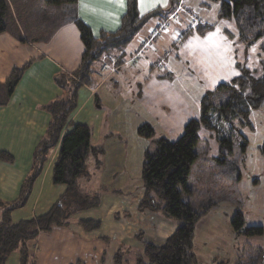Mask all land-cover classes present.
<instances>
[{"label":"crops","instance_id":"crops-1","mask_svg":"<svg viewBox=\"0 0 264 264\" xmlns=\"http://www.w3.org/2000/svg\"><path fill=\"white\" fill-rule=\"evenodd\" d=\"M204 2L206 0H183V10L192 22L189 27H194L195 19H199L215 24L213 30L205 35L193 31L181 42L174 40L177 52L169 50L166 55H159L160 62L156 58L149 64L143 62L141 57L146 50L138 62H128L130 55L139 49L152 29L160 25L159 19H156L146 34L139 37L138 44L130 53L127 49L120 52L124 60L116 75L107 78L106 74L96 76L97 81L93 85L80 89L78 107L70 116V121L90 124L93 127V142H103L101 101H106L110 88H120L126 92V99L139 122H156L155 126L169 139L180 136L185 124L199 117L204 94L216 90L221 83L233 80L240 74L238 63L248 62L246 51L249 47L239 42L236 26H232L233 22L229 20L219 19L217 4L205 6ZM169 3L170 0H138L141 14L157 7L166 8ZM75 6L78 16L97 35L102 30L114 31L120 26L126 1L78 0ZM69 7L63 5L62 9ZM45 9L54 12L58 7L45 6ZM177 16L176 19L179 18ZM175 18L174 21L179 23ZM158 36L154 39L156 43ZM154 42L151 47L156 54ZM83 51L79 29L73 22L62 24L47 42H23L11 33H0V81H5L14 68L32 61L8 103L0 106V152H7L11 157V160L0 157V199L3 201L11 202L18 198L33 167L35 148L44 137L51 119L45 105L62 95L57 78L61 72L76 70ZM161 63L162 68L157 71ZM152 64L155 68L151 67ZM146 66L149 67L147 74L142 76ZM164 73H171L172 77H158ZM140 82L141 88L138 87ZM100 90L102 94H99ZM109 142L111 154L107 155L106 145ZM113 142L114 137L107 139L100 167L95 168L92 164L90 168V183L95 181L99 172L108 175L107 181L97 186V189L104 187L106 190L102 194L101 205L76 214L68 227L40 232L36 244L31 247L34 264H115L114 256L122 245L136 244L139 249L143 248V243L137 238L139 223L144 217H150L149 212L138 210L144 187L139 179L134 182L116 179V169H121V165L115 163L117 157L111 150ZM58 154L59 145L52 151L42 174L35 181L26 204L12 213L14 221L46 212L64 193L66 187L53 182V168ZM107 168L109 171H106ZM83 218L99 219L102 226L99 230L87 232L78 223ZM163 221L167 223V219ZM152 224L150 221L146 227L148 231L154 229ZM174 231L162 227L160 232H152L151 235L162 240ZM144 238L151 241L148 234ZM19 260V251H14L6 264H19Z\"/></svg>","mask_w":264,"mask_h":264},{"label":"trees","instance_id":"trees-1","mask_svg":"<svg viewBox=\"0 0 264 264\" xmlns=\"http://www.w3.org/2000/svg\"><path fill=\"white\" fill-rule=\"evenodd\" d=\"M77 1L0 0V33H11L23 42H47L62 24L73 22L79 29L84 45L76 70L71 73L61 72L57 78L62 95L45 105L51 119L44 137L35 148L33 167L18 198L11 202L0 199V264H6L14 251H19V264H34L31 247L36 244L40 232H49L55 227H68L76 214L101 205L102 194L106 191L104 187L96 192L84 184L92 179L89 169L92 164L95 168L100 167L99 157L104 154L105 148L102 144L93 142V127L90 124H75L70 121V116L78 107L79 91L83 86H91L97 81L95 66L105 57L116 56L120 69L124 58L118 55L152 19H159L160 25L164 27L171 18L184 11L183 0H170L166 8L157 7L141 14L138 0H125L126 10L120 26L114 31L102 30L96 35L92 27L78 16L75 6ZM211 3L219 4V19L234 23L241 44L246 47L259 44V63L253 68L247 61L239 62L240 74L230 82L221 83L216 90L204 94L199 117L192 118L185 124L178 139L171 140L161 136L145 150L141 171L144 194L139 201L138 210L176 218L178 226L161 244L145 240L144 233L140 232L137 236L143 243V248L136 253L135 264H198L194 252L196 223L211 209L210 203L206 205L194 201V190L187 179L191 171L189 167L199 157L196 150L200 140L199 133L202 129L222 133L213 122L215 112H222L231 125L229 127L238 133L235 121L240 127L251 126V112L257 109L264 112V0H206L204 5L210 6ZM63 5L70 7L63 10ZM45 6L58 9L49 12ZM214 27L213 23L195 19V26L182 31L177 42L184 40L193 31L205 35ZM149 37L150 34L145 39ZM31 62L14 68L5 81H0V106L8 103ZM151 67L155 68L154 64ZM158 77L171 78L172 74H159ZM141 85L142 82L138 87L141 88ZM233 131L231 135L218 136L217 158L221 162L219 173L231 182L239 178V167L228 159L234 152V141L237 139ZM138 133L147 138L157 134L149 122L140 125ZM58 145L59 154L53 168V182L64 185V193L46 212L14 221L12 213L26 204L35 181L42 174L52 151ZM260 149L264 156V143ZM0 157L11 160L7 152H0ZM78 223L87 232L99 230L102 226V221L94 218L79 219ZM232 225L237 234L252 236L264 233L263 226L243 227L241 211L235 213ZM104 239L109 241L107 237ZM260 251L259 255L264 254L262 249ZM129 252L125 246L119 247L114 256L115 264H126ZM236 264L242 263L238 261Z\"/></svg>","mask_w":264,"mask_h":264},{"label":"rangeland","instance_id":"rangeland-1","mask_svg":"<svg viewBox=\"0 0 264 264\" xmlns=\"http://www.w3.org/2000/svg\"><path fill=\"white\" fill-rule=\"evenodd\" d=\"M211 4L216 5V3ZM216 6L219 7V4ZM178 15L180 19H175L179 20V23L171 18L167 25L161 29L157 43L154 42V44L156 43V54L152 51L153 47L151 46L145 52L143 51L144 54L141 57L143 62L149 64L155 58L160 62V56L166 55L170 52L169 50L174 51V53L177 52L174 40L178 41L180 32L187 29L192 23L186 17L185 11ZM155 22V19H152L137 37L127 45L126 49L129 53L138 44L139 37L144 36L148 27ZM232 26H234V23H232ZM132 55H135V53H132ZM246 58L249 66L254 68L258 65L260 58L259 44L247 49ZM135 65L132 64V66ZM148 68L147 66L144 68L145 72L141 73L142 76L147 74ZM161 68L162 63L157 67V71ZM105 98L106 101H101L100 125L103 128L102 139L104 141L100 144L105 147L107 139L111 136L114 137L115 142H113L111 150L117 157L115 163L121 165V169H116L117 175L115 177L117 180L134 182L139 179L142 181L141 171L145 150L153 144L156 138L164 136V134L155 126L156 122H149L154 126L157 134L152 138L139 135L138 127L145 122L137 120L136 113L126 99V92L121 91L120 88L117 90L110 88ZM213 118V122L220 128L222 133L217 130L206 129L200 131V140L196 147L199 157L189 167L191 171L187 176L194 190V201L199 204L206 203V205L210 203L211 207L210 211L196 223L194 252L198 258V264H217L220 262L236 264L238 261L242 264H264V254L259 255L261 249L262 252L264 251V233L252 236L244 233L237 234V230L232 225L235 213L241 211L244 218L243 227H264V156L260 149L264 143V112L260 109L251 112L252 127L247 125L240 127L235 121L241 135L230 128L231 125L222 112L213 113ZM232 131L237 139L234 141V152L228 159L229 162L239 167V178L233 182L219 173L221 162L217 159L219 157L218 136L222 134L231 135ZM180 136L173 137L171 140H176ZM106 149L107 153L105 150L104 154L110 155V142L106 145ZM103 155L99 157L101 161ZM106 171H109V169L107 168ZM106 175V172L103 175L99 172L94 182L93 180L92 183L87 181V185L86 183L84 185L97 192V186L100 187V184L107 181L108 175ZM177 179H179V175ZM147 212H149L150 217H144L140 220L138 232H143L144 235L148 234L149 240L161 244L166 238L159 240L158 237L153 238L151 233L160 232L162 227H164V230L173 229L174 231L175 227L178 226L177 219L166 218L153 211ZM164 219H167L165 224ZM150 221L151 224L153 223L154 228L150 229L151 232L146 229ZM122 246L126 247L127 252L132 249L128 254L130 260L127 259L126 264H135V255L142 248L139 249L136 244Z\"/></svg>","mask_w":264,"mask_h":264},{"label":"built area","instance_id":"built-area-1","mask_svg":"<svg viewBox=\"0 0 264 264\" xmlns=\"http://www.w3.org/2000/svg\"><path fill=\"white\" fill-rule=\"evenodd\" d=\"M161 29H163L162 25L153 28L150 32V37L142 41L139 50L135 52V55H132L129 58L128 62H138L140 55L152 45L153 40L160 34ZM117 61V57L114 55L105 57L101 63H98L95 66V74L99 77L104 74H106V76H112V74L116 75L119 71V65L117 64Z\"/></svg>","mask_w":264,"mask_h":264}]
</instances>
